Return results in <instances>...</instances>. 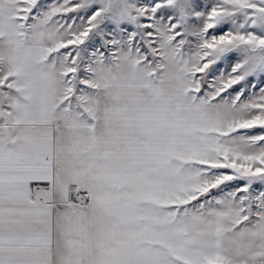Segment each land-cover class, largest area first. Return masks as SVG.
<instances>
[{"label": "snow or ice", "instance_id": "obj_1", "mask_svg": "<svg viewBox=\"0 0 264 264\" xmlns=\"http://www.w3.org/2000/svg\"><path fill=\"white\" fill-rule=\"evenodd\" d=\"M0 264H264V0H0Z\"/></svg>", "mask_w": 264, "mask_h": 264}]
</instances>
